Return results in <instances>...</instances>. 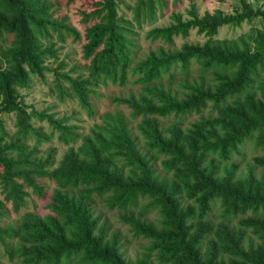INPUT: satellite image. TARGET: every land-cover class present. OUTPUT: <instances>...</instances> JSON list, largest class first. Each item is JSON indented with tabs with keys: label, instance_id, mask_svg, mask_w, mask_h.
I'll return each mask as SVG.
<instances>
[{
	"label": "trees",
	"instance_id": "obj_1",
	"mask_svg": "<svg viewBox=\"0 0 264 264\" xmlns=\"http://www.w3.org/2000/svg\"><path fill=\"white\" fill-rule=\"evenodd\" d=\"M122 2L96 0L89 12L80 11L85 63L72 75L60 71L62 46L53 41L54 34L61 42L68 35L81 39L66 16L55 17L50 0H0V114L14 113L17 127L8 134L0 119V216L18 213L32 195L42 196L41 179L54 183L47 213L25 211L15 224L0 225L8 259L12 264H264V153L253 156L244 171L233 159L246 140L264 148V7L235 0L233 12L215 9L199 16L195 0H188V18L173 11L167 25L150 28L146 37L162 44L133 63V21L140 26L158 12L162 16L167 0H136L128 6L131 19L119 12ZM256 19L262 26L237 38H213L224 25ZM191 30L207 40L176 47L174 37L186 38ZM192 61L200 75L185 81L181 98L158 82L174 67L186 72ZM49 72L51 92L60 100L75 98L89 114L95 87L108 80L123 86L130 72L135 75L141 91L111 101L140 117L136 127L143 145L120 112L104 113L101 123L83 134L66 115L28 110L19 89L29 88L32 77L46 80ZM208 105L209 113L188 126L162 127L159 121ZM33 119L46 120L51 131L42 133ZM55 131L66 146L58 160L54 147L45 156L39 147ZM96 199L117 209L133 235L148 241L141 256L126 260L121 236L96 212ZM214 207L220 208L216 220ZM150 210L156 211L154 220L143 217Z\"/></svg>",
	"mask_w": 264,
	"mask_h": 264
},
{
	"label": "rangeland",
	"instance_id": "obj_2",
	"mask_svg": "<svg viewBox=\"0 0 264 264\" xmlns=\"http://www.w3.org/2000/svg\"><path fill=\"white\" fill-rule=\"evenodd\" d=\"M53 3V9L55 10L54 16H66V22L74 27L81 35V39L74 40L72 35L65 37V41L61 42L57 40L56 35L53 36V41H55L57 46H62L58 51L60 59L65 63L64 67L60 71L70 73L75 75L80 68L83 67L85 60L82 57V44L84 42V28L86 24L81 20L80 11L89 12L92 8V2L96 0H74L72 3L65 5V0H50ZM235 0H195V6L199 16L203 15L205 11L212 12L215 9H222L224 12H233L234 8L232 4ZM254 7L263 6L262 0H248ZM136 0H123L119 4V12L123 13L128 19H131L132 10L128 6H132ZM188 0H179L175 4L172 0H167V5L163 9V15L158 16L154 20H147L141 22L140 26L135 25L133 21V33L130 37L133 40L132 47V61L133 63L142 59L150 49H154L156 46L162 44L160 40H151V38L146 37V32L156 26L167 25L171 20L169 14L173 11L182 14L183 19L188 18L186 10L189 8ZM89 21L87 24H90ZM257 26L261 27L262 22L259 19L253 20L251 22H243L239 26L224 25L218 29L217 34L214 35V39H224V38H237L238 36L248 32L251 27ZM175 46L179 47L182 42H192L202 44L207 40V37L203 34L196 33L195 30H191L190 34L186 38L181 36H175ZM3 46V41L0 42ZM165 45V44H164ZM51 66L55 67L56 63H50ZM74 67L76 69H74ZM200 68L198 63L192 61L188 66L186 72L182 71L180 67H174L170 71V74H166L162 77L159 83H161L165 88L170 89L172 95L181 98L183 93L186 91L184 83L186 80L192 81L197 79L200 75ZM172 75V77H170ZM136 76L131 72L127 76V83L123 86L119 85L117 82H112L108 80L105 84L100 83L99 86L95 87V93L91 96L93 112H89L84 109L75 98L65 96L63 99H59L56 91L51 92L52 78L51 72L46 74V80L37 79L32 77L31 85L29 88L19 89V93L24 98V103L28 105V110L35 108L37 111L46 110L47 113H53L55 117L59 118L63 115L68 116L69 123L76 125L78 132L83 134L89 133L91 127L95 123H101L102 116L106 112L114 113L120 112L125 119L128 128L131 131L132 136L136 139L138 146L143 145V138L139 134L136 127L140 117L133 118L130 114V109L123 106L114 104L111 99L118 95H127L129 93L137 94L141 91L140 85L134 83V78ZM210 106L203 109L201 112L193 111L184 116H174L170 115L168 117L159 118L161 126L164 127L170 122H181V125L188 126L190 122L197 119L200 115H207L210 111ZM0 119L4 122V127L8 134H12L17 130L15 125V114L14 113H2L0 114ZM33 125L37 128L41 127V132L48 134L51 131V126L46 120L39 121L36 119L32 120ZM33 138H29L28 143L32 144ZM40 154L46 155V150L49 147H54L56 153L54 159L58 160L63 154L66 146L61 144L57 139V132L50 140H43L40 142ZM142 151H145L142 149ZM264 148L255 143L253 139L246 140L243 144L239 146V153L233 155V159L240 164V169L245 170L247 163H251V159L255 155L263 154ZM155 168L160 171V160H156ZM56 164L54 163L53 166ZM261 171V169H257ZM41 185L44 188L43 195L40 197L31 196L27 198L25 206L18 212L6 213L4 216H0V225L6 226L9 223L15 224L19 215L25 211H35L40 214H45L48 212L46 209V204L50 201L49 197L51 190L54 187V183L50 179H41ZM30 190V189H29ZM0 210L3 211V194L0 188ZM10 204L7 203V207ZM95 210L101 213V219L105 220L110 228V230L117 231L121 240L123 241L121 251L124 254L126 260L133 261L136 257L141 256L144 253V248L148 245V241L142 237L133 235L130 231L129 226L123 224L119 219V212L117 209L110 210L106 207L102 199L95 200ZM139 210V207L136 209ZM220 208L214 207L211 212V218L213 220L219 219ZM144 218L149 220H154L157 218L155 210H150L148 213L143 215ZM0 264H12L8 259V254L5 252L4 247L0 244ZM69 264H77L76 260H71ZM154 264L157 262L154 260Z\"/></svg>",
	"mask_w": 264,
	"mask_h": 264
}]
</instances>
